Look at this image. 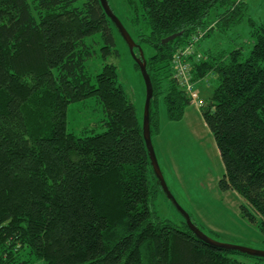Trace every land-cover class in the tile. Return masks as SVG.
Here are the masks:
<instances>
[{
	"label": "trees",
	"instance_id": "obj_1",
	"mask_svg": "<svg viewBox=\"0 0 264 264\" xmlns=\"http://www.w3.org/2000/svg\"><path fill=\"white\" fill-rule=\"evenodd\" d=\"M34 2L0 0V264L263 260L214 248L185 221L182 229L152 209L162 189L117 66L106 63L94 77L87 72L97 53L88 39L100 35L107 59L119 34L100 0ZM124 2L126 20L118 18L143 50L153 83V139L161 101L169 121L183 120L193 105L173 77L175 53L200 31L210 29L207 38L240 26L246 0ZM252 25L248 56L243 47L207 49L192 59V74L196 83L215 77L199 109L225 168L219 187L240 196L241 215L264 236V22ZM89 98L101 106L106 130L77 135L68 130V108Z\"/></svg>",
	"mask_w": 264,
	"mask_h": 264
},
{
	"label": "rangeland",
	"instance_id": "obj_2",
	"mask_svg": "<svg viewBox=\"0 0 264 264\" xmlns=\"http://www.w3.org/2000/svg\"><path fill=\"white\" fill-rule=\"evenodd\" d=\"M29 1L35 3L34 0ZM108 1L117 16L125 21L128 12L124 0ZM246 5V16L240 26L226 34L212 32L196 46L198 52L199 48L202 52L207 49L229 52L243 47L248 56L254 42L251 33L256 29L252 21L255 25L264 22V0H246ZM115 39L114 52L107 59L102 55L101 47L105 44L100 35L88 39V44L97 53L89 60L87 72L94 77L102 71L104 64L116 65L119 83L134 103L139 119L144 121L147 96L145 81L124 39L118 33ZM214 87L215 83L211 91ZM211 93L202 95L207 98ZM199 99L206 101L201 95ZM199 108L193 103L186 109L183 120L169 121L165 105L162 101L160 103V132L154 135L153 144L166 182L178 203L208 236L224 244L264 251L263 234L241 215L240 206L244 201L236 193L221 191L219 187L225 168ZM103 118V110L94 98L71 103L67 114L68 130L77 135H83L84 131H89L88 134L102 133L106 130L101 122ZM152 209L162 220L185 228L183 216L163 191L156 192ZM239 257L250 263L264 264V259Z\"/></svg>",
	"mask_w": 264,
	"mask_h": 264
},
{
	"label": "water",
	"instance_id": "obj_3",
	"mask_svg": "<svg viewBox=\"0 0 264 264\" xmlns=\"http://www.w3.org/2000/svg\"><path fill=\"white\" fill-rule=\"evenodd\" d=\"M101 6L103 10L105 11V14L107 17L111 20L113 25L117 28L119 34L124 39L126 44L129 47V50L135 59L136 64L139 66L143 79L146 84V105H145V114H144V121H143V134L144 139L147 147V151L149 154L151 166L154 172V175L158 181L159 186L161 187L164 194L167 196V198L174 204L178 212L183 216L187 226L189 227L190 231L201 241L205 242L206 244L223 250L228 251H237L242 254L251 256V257H259L264 258V251L254 250L251 248H246L242 246H236L231 244H224L221 243L210 236H208L201 228H199L192 220L190 214L178 203L177 199L171 192L166 179L164 177V174L161 170V167L159 165V161L156 155L155 147L153 144V139L151 135V106H152V99L154 96V88L153 83L151 81L150 75L147 70V60L144 56V52L141 49V47L134 41L133 37L130 35L126 27L123 25L122 21L118 18V16L114 13L113 9L111 8V5L108 0H100ZM180 34H176L173 36H170L163 40L164 44H167L173 40H175L177 37H179ZM139 50V56H137L135 50Z\"/></svg>",
	"mask_w": 264,
	"mask_h": 264
},
{
	"label": "built area",
	"instance_id": "obj_4",
	"mask_svg": "<svg viewBox=\"0 0 264 264\" xmlns=\"http://www.w3.org/2000/svg\"><path fill=\"white\" fill-rule=\"evenodd\" d=\"M209 30H203L194 35L184 47L178 49L172 62L174 79L197 106H200L202 101L199 99L196 82L193 80L192 59L197 61L202 59L203 55L198 52L196 46L206 37Z\"/></svg>",
	"mask_w": 264,
	"mask_h": 264
},
{
	"label": "crops",
	"instance_id": "obj_5",
	"mask_svg": "<svg viewBox=\"0 0 264 264\" xmlns=\"http://www.w3.org/2000/svg\"><path fill=\"white\" fill-rule=\"evenodd\" d=\"M199 52L202 53V54L204 53V52L201 51L200 48H199ZM213 77H214V75L213 74H210L208 77H206L204 79H201V80L197 81V83H196V88L199 90L200 95L203 98H205V99H206V96L204 97L202 94H206L207 93V96H208L211 92H213V90L211 91L212 85L214 83L213 82V80H214ZM209 79H210L211 85L209 84L210 82H207V81H209ZM210 135H211V133H210Z\"/></svg>",
	"mask_w": 264,
	"mask_h": 264
}]
</instances>
